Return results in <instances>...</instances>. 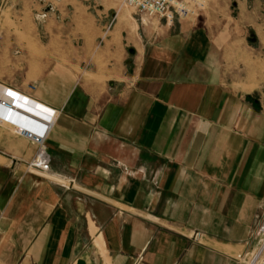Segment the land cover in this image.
<instances>
[{"label":"crops","instance_id":"0c3cea01","mask_svg":"<svg viewBox=\"0 0 264 264\" xmlns=\"http://www.w3.org/2000/svg\"><path fill=\"white\" fill-rule=\"evenodd\" d=\"M43 1L0 14V264H248L264 221V23L249 0L232 6L248 15L109 33L91 13L83 30L91 0L61 15ZM11 108L55 113L48 173L28 169L37 146L2 121Z\"/></svg>","mask_w":264,"mask_h":264},{"label":"built area","instance_id":"2783aa9c","mask_svg":"<svg viewBox=\"0 0 264 264\" xmlns=\"http://www.w3.org/2000/svg\"><path fill=\"white\" fill-rule=\"evenodd\" d=\"M125 4L140 15L174 24L177 19L198 18L206 10L208 0H125ZM8 111L6 118L1 116L2 121L16 125L20 136L37 146L36 157L28 164V169L41 174L48 173L51 167V157L46 144L55 122V113L44 122L36 120L29 122L27 118H20L14 114L13 108ZM256 235L259 240L258 247L249 256L248 264H264V221Z\"/></svg>","mask_w":264,"mask_h":264},{"label":"rangeland","instance_id":"374dc122","mask_svg":"<svg viewBox=\"0 0 264 264\" xmlns=\"http://www.w3.org/2000/svg\"><path fill=\"white\" fill-rule=\"evenodd\" d=\"M84 1V0H83ZM90 1V0H89ZM96 1V0H95ZM98 2H103V5H95L94 0H91V10L88 11L85 8L78 9L77 14L80 17L81 25H83V30L88 29V27H96L95 26V20L91 19V21L87 18L88 14H94L96 21L99 22L102 18L105 20L104 25L106 27V32H112L115 25L118 24V28L122 29H131L132 23L134 24L135 21L139 22V24H142L143 20L147 22L148 18L136 13L132 8L127 6L125 4V0H97ZM210 0H208L209 2ZM214 4L209 6V8L204 11L206 14L211 13L212 11H215V14L220 12L219 14L226 15L231 14L233 17H238L237 15H240L243 13V15H248L250 17H257L261 18L260 24L264 23V4L260 3L259 0H249V3L246 7V11L244 10H233V2L235 0H213ZM65 3H79V0H47L43 1V10L42 13H53V14H60V11H58L61 7V5ZM22 5H20V0H0V14L6 13H18L21 10ZM208 7V6H207ZM225 9V10H224ZM73 12V8L68 6L65 10L66 14L71 15ZM212 14V13H211ZM10 16V15H9ZM96 24H99V23ZM28 21H25V24H27ZM152 23V21H151ZM155 23V22H154ZM7 25L10 27L19 28L18 25H16L14 22L7 21ZM86 26V27H85ZM140 31L138 32L140 36L145 34L146 27L140 26ZM152 25L150 24L151 29ZM147 28V29H148ZM27 30L31 29V26L27 25ZM135 29V28H134ZM247 31V30H244ZM247 33V32H246ZM244 74H241L243 76ZM239 88V87H238Z\"/></svg>","mask_w":264,"mask_h":264}]
</instances>
